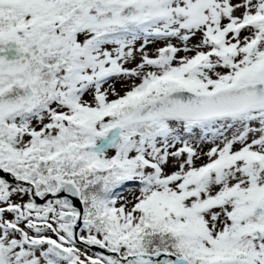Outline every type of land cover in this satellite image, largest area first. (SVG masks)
<instances>
[{
	"label": "snow or ice",
	"instance_id": "obj_1",
	"mask_svg": "<svg viewBox=\"0 0 264 264\" xmlns=\"http://www.w3.org/2000/svg\"><path fill=\"white\" fill-rule=\"evenodd\" d=\"M0 264H264V0H0Z\"/></svg>",
	"mask_w": 264,
	"mask_h": 264
}]
</instances>
